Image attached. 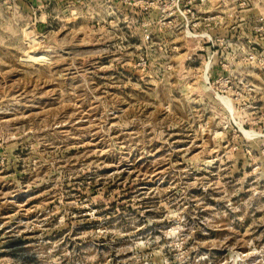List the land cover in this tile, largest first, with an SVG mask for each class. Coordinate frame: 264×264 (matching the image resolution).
<instances>
[{"label": "rangeland", "instance_id": "rangeland-1", "mask_svg": "<svg viewBox=\"0 0 264 264\" xmlns=\"http://www.w3.org/2000/svg\"><path fill=\"white\" fill-rule=\"evenodd\" d=\"M0 264H264V0H0Z\"/></svg>", "mask_w": 264, "mask_h": 264}]
</instances>
